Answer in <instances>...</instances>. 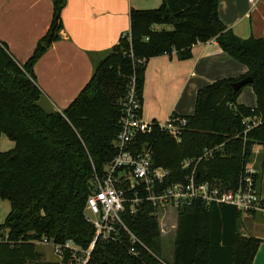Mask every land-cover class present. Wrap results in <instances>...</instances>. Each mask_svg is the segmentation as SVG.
Listing matches in <instances>:
<instances>
[{"label": "trees", "instance_id": "1", "mask_svg": "<svg viewBox=\"0 0 264 264\" xmlns=\"http://www.w3.org/2000/svg\"><path fill=\"white\" fill-rule=\"evenodd\" d=\"M67 1L53 0L50 28L25 64L20 65L0 41V142L6 136L15 145L0 151V201L11 206L0 226V264H42L38 247L44 238L63 248L71 243L81 251L89 249L95 230L85 219V207L96 177L104 175L116 155L114 141L130 83L135 81L143 105L150 59L175 54L186 61L194 46L214 39L230 58L247 67V76L198 91L181 143L156 132L140 136V145L150 143L155 165L171 170L168 183L185 180L183 161L218 148L213 158L199 164L200 181L237 188L253 164L261 189L264 154L256 155L254 148H264L263 39L237 37L220 18L219 0H163L158 9H132L130 33L120 38L66 110L50 112L40 103L43 93L34 68L61 39ZM156 26L172 30L159 31ZM248 77L257 98L254 109L238 104L246 86L233 88ZM254 118L260 124L245 134L244 120ZM154 211L145 205L136 216H125L145 246L137 247V255L129 253L127 237L120 243L100 240L87 264H168L162 259L167 239ZM243 215L230 205L207 209L195 203L180 209L169 264H254L264 239L242 233ZM62 263L79 264L69 249H63Z\"/></svg>", "mask_w": 264, "mask_h": 264}, {"label": "crops", "instance_id": "2", "mask_svg": "<svg viewBox=\"0 0 264 264\" xmlns=\"http://www.w3.org/2000/svg\"><path fill=\"white\" fill-rule=\"evenodd\" d=\"M162 3L163 0H68L62 13L61 39L34 68L36 84L43 93L40 103L50 112L66 110L120 38L130 33L131 10H154ZM219 15L240 39L264 40V0H258L255 6L248 0H219ZM52 17L53 0H0V41L20 65L34 53ZM167 28L155 27L159 31ZM247 73V67L230 58L215 39L194 46L192 58L186 61L178 60L175 54L152 58L145 72L142 117L148 122H164L172 114L192 116L199 90L221 80L246 77ZM238 104L256 108L257 98L251 86L243 89ZM254 153L264 154V148L256 146ZM257 217L243 215L242 233L249 226L262 231L256 238L264 239V223L254 226ZM43 247L42 264H57L46 253L52 249L56 255L55 249ZM254 264H264V242Z\"/></svg>", "mask_w": 264, "mask_h": 264}, {"label": "built area", "instance_id": "3", "mask_svg": "<svg viewBox=\"0 0 264 264\" xmlns=\"http://www.w3.org/2000/svg\"><path fill=\"white\" fill-rule=\"evenodd\" d=\"M257 1L248 0L252 6ZM142 107L140 94L132 80L122 102L120 131L114 141L116 155L106 164L104 175L96 177L94 192L87 199L85 219L95 230L89 249L81 251L71 243L63 248L46 238L39 242L40 246L53 247L60 259L63 258V249H69L72 260L87 264L100 240L120 243L125 237L129 239V253L137 255V247L145 246L129 229L125 216H136L145 205L152 206L155 210L153 215L159 220L163 238L169 237L168 231L176 234L179 210L192 207L195 203H200L207 209L216 205H230L243 214L264 215V198L256 184L257 170L253 164L246 168L237 188L228 189L222 185L200 181L199 164L213 158L218 148L206 149L197 160L183 161L181 169L187 174L185 180L168 183L172 179L171 170L156 166L152 145H140L139 139L142 135L159 132L181 143L189 120L187 117L172 114L164 122H148L142 117ZM243 124L246 126V134L257 127L260 120L246 119ZM175 213L177 219L169 226L168 220L173 219ZM79 253H82L81 257Z\"/></svg>", "mask_w": 264, "mask_h": 264}, {"label": "rangeland", "instance_id": "4", "mask_svg": "<svg viewBox=\"0 0 264 264\" xmlns=\"http://www.w3.org/2000/svg\"><path fill=\"white\" fill-rule=\"evenodd\" d=\"M167 30H172V28L168 27ZM41 105L47 111H49L45 104L41 103ZM14 146H15L14 143L11 142L10 140H8L6 136L1 137V142H0V151L1 152H8V151L12 150L14 148ZM259 187H261V190H262L261 195L264 198V177H263L262 183H260ZM10 211H11L10 203L8 201H0V226L2 224H4L5 219L9 215ZM176 219H177V213H175V215H173V219L171 218L168 220L169 226L173 225L175 223ZM252 221H254V220H252ZM263 223H264V216L259 215L255 219L254 226H257V225L261 226ZM168 232L170 234H169V237L166 238L167 241H165L166 247H165L164 253L162 255V259L169 264L172 260V253H173L172 242L174 241V238H175V232L174 231H172V232L168 231ZM244 233L249 235V236L256 237V236L261 235L262 231L259 230L258 232H256L255 229H252V227L250 228L249 226H246V227H244ZM43 248H44L43 246H39L38 250L40 252H42ZM46 253H47V257H49V260L51 262H56L57 264H63L62 258L60 259L58 257L57 253L55 255L54 252L52 251V249H49Z\"/></svg>", "mask_w": 264, "mask_h": 264}, {"label": "water", "instance_id": "5", "mask_svg": "<svg viewBox=\"0 0 264 264\" xmlns=\"http://www.w3.org/2000/svg\"><path fill=\"white\" fill-rule=\"evenodd\" d=\"M253 80L251 78H245L242 81L236 83L233 85V88L237 91L240 90L241 88L248 86L250 84H252Z\"/></svg>", "mask_w": 264, "mask_h": 264}]
</instances>
